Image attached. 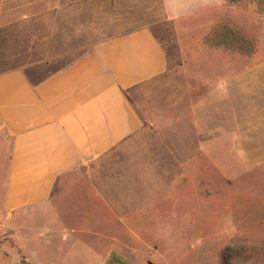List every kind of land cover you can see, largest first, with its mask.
Here are the masks:
<instances>
[{
  "label": "crops",
  "instance_id": "obj_1",
  "mask_svg": "<svg viewBox=\"0 0 264 264\" xmlns=\"http://www.w3.org/2000/svg\"><path fill=\"white\" fill-rule=\"evenodd\" d=\"M239 1L231 0L227 59L213 49L211 74L197 70L184 82L187 95L199 97L191 122L181 106L180 124L149 123L131 97L167 70V51L149 26L107 38L37 82L21 69L1 72L0 129L12 142L5 211L46 205L65 183L89 182L74 191L76 202L101 228L93 233L97 246L80 258L143 264L141 245L156 244L143 230L155 221L151 211H178L181 238L191 233L187 243H198L219 220L217 197L264 196V51L252 46ZM171 162L174 175L152 171ZM188 193H195L192 208Z\"/></svg>",
  "mask_w": 264,
  "mask_h": 264
},
{
  "label": "rangeland",
  "instance_id": "obj_2",
  "mask_svg": "<svg viewBox=\"0 0 264 264\" xmlns=\"http://www.w3.org/2000/svg\"><path fill=\"white\" fill-rule=\"evenodd\" d=\"M179 1L0 0V73L21 69L37 82L85 57L97 43L149 26L167 51V70L149 89L135 90L131 97L149 123L180 124L181 106L191 122L190 110L199 97L187 95L184 82L197 79V70L199 75L211 74L213 49L217 60L219 50L227 59L228 29L235 26V18L231 0H183L181 13L175 10ZM239 2L246 13L244 27L252 46L256 43L264 51V0ZM156 134L162 138L161 131ZM11 148V139L0 129V264H99L97 259L80 258L97 246L92 243L93 233L101 228L93 215L86 213V207L76 202L81 196L74 191L90 188L89 182L65 183L46 205L15 213L5 211ZM152 171L174 175L177 167L172 162L163 163ZM184 198L191 208L195 205V193ZM214 203L219 220L214 229H205L204 241L198 243H187L195 240L191 233L181 238L185 229L175 217L178 211L162 207L151 211L155 221L143 230L156 244L141 245L144 254L138 256L146 258L140 261L264 264V196L224 194ZM207 205L205 217L210 211ZM93 226L97 228H89ZM214 230L218 234L207 237Z\"/></svg>",
  "mask_w": 264,
  "mask_h": 264
}]
</instances>
